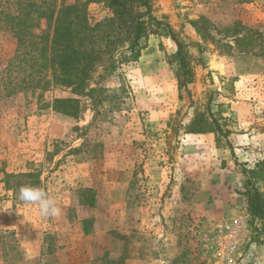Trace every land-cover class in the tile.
Returning <instances> with one entry per match:
<instances>
[{"label": "rangeland", "instance_id": "obj_1", "mask_svg": "<svg viewBox=\"0 0 264 264\" xmlns=\"http://www.w3.org/2000/svg\"><path fill=\"white\" fill-rule=\"evenodd\" d=\"M150 3L183 43L185 87L175 42L150 34L137 61L96 69L92 99L63 87L0 98V264H264V221L244 195L264 193V0ZM15 47L0 29V70ZM67 97L77 116L52 107ZM28 172L5 189L4 173ZM32 180L59 216L17 198Z\"/></svg>", "mask_w": 264, "mask_h": 264}, {"label": "trees", "instance_id": "obj_2", "mask_svg": "<svg viewBox=\"0 0 264 264\" xmlns=\"http://www.w3.org/2000/svg\"><path fill=\"white\" fill-rule=\"evenodd\" d=\"M93 2L103 3L110 15L92 22L88 4ZM0 3V29L11 33L16 40L14 54L0 70V98L25 89L33 93L39 90L41 97L52 87H63L92 99L97 89L90 86V81L96 69L101 67L103 72L111 73L119 64L137 61L150 34L169 37L175 42L172 58L178 62V87L191 82L183 43L165 21L152 14L150 0H77L73 3L2 0ZM78 103L76 97L54 98L52 107L68 116H77ZM203 130L190 128L188 132ZM14 176L32 178L33 174L4 173L5 189L14 190L9 184V178ZM23 185L37 187L38 182L32 180ZM244 195L251 220L264 221V193L246 186ZM83 202L93 204L92 198ZM118 263L119 259L107 264Z\"/></svg>", "mask_w": 264, "mask_h": 264}, {"label": "clouds", "instance_id": "obj_3", "mask_svg": "<svg viewBox=\"0 0 264 264\" xmlns=\"http://www.w3.org/2000/svg\"><path fill=\"white\" fill-rule=\"evenodd\" d=\"M20 201L35 204L43 217H56L61 214V209L56 205L45 191L34 186H21L17 192Z\"/></svg>", "mask_w": 264, "mask_h": 264}]
</instances>
